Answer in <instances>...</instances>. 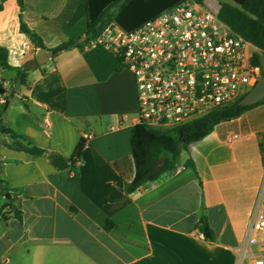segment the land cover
Returning a JSON list of instances; mask_svg holds the SVG:
<instances>
[{"label": "crops", "instance_id": "1", "mask_svg": "<svg viewBox=\"0 0 264 264\" xmlns=\"http://www.w3.org/2000/svg\"><path fill=\"white\" fill-rule=\"evenodd\" d=\"M87 1L23 0L22 10L18 0H0V47L13 67L0 65V123L15 135H0L10 188L0 195V264H236L260 202L264 103L219 124L175 171L128 195L134 74L92 41L24 68L43 49L21 33L20 16L49 51L86 41ZM232 135L239 139L229 142ZM189 159L196 171L185 167ZM203 201L214 242L196 228Z\"/></svg>", "mask_w": 264, "mask_h": 264}, {"label": "built area", "instance_id": "2", "mask_svg": "<svg viewBox=\"0 0 264 264\" xmlns=\"http://www.w3.org/2000/svg\"><path fill=\"white\" fill-rule=\"evenodd\" d=\"M220 9L217 0H183L133 31L112 20L92 40L134 74L135 125L185 126L241 101L263 78L254 63L258 48L220 19ZM260 138L264 143V133ZM236 264H264V177Z\"/></svg>", "mask_w": 264, "mask_h": 264}, {"label": "trees", "instance_id": "3", "mask_svg": "<svg viewBox=\"0 0 264 264\" xmlns=\"http://www.w3.org/2000/svg\"><path fill=\"white\" fill-rule=\"evenodd\" d=\"M182 1L88 0L86 41L83 43L69 41L49 51L53 53L54 59L64 51L73 48H83L85 44L96 39L112 20H115L124 29L133 31L148 20L158 16L164 10L176 6ZM194 1L202 3L204 0ZM18 3L23 10L25 8L23 0H18ZM116 7H118V11L114 14L112 10ZM219 17L235 32L258 48L259 52L255 56L254 63L260 66L261 58L264 56V0H229V2L221 4ZM20 31L28 36L38 48L46 49L41 36L23 21L22 16H20ZM0 65L6 69H13L8 63V50L2 47H0ZM17 70L20 77L22 69L19 68ZM261 103H264V100L255 105L243 106L239 101L185 126L169 131L156 130L144 124H136L131 130L129 139L135 163V178L132 183L126 185V193L130 195L147 184L159 180L165 173L175 171L179 165V157L184 151H189L191 144L205 139L219 124L235 120ZM2 134L15 136L7 125L0 123V135ZM85 146L86 141L82 140L75 151L72 165L79 160ZM185 167L193 168L196 171L195 164L191 159L185 162ZM9 192L10 188L1 178L0 171V195ZM7 206H12L11 201L8 202ZM17 216L21 219L20 215L17 214ZM102 226L104 229H109L108 222H105ZM196 228L206 241H215V236L209 226L204 201L201 217Z\"/></svg>", "mask_w": 264, "mask_h": 264}, {"label": "water", "instance_id": "4", "mask_svg": "<svg viewBox=\"0 0 264 264\" xmlns=\"http://www.w3.org/2000/svg\"><path fill=\"white\" fill-rule=\"evenodd\" d=\"M53 57V53L46 49L41 50L38 54L36 60L29 62L25 65V69H35L40 65H44L50 58ZM261 68L264 73V56L261 58L260 62ZM2 93L3 89L0 90ZM264 100V77L257 83V85L240 101L243 106L255 105ZM8 102H6V105ZM9 197V196H8Z\"/></svg>", "mask_w": 264, "mask_h": 264}, {"label": "rangeland", "instance_id": "5", "mask_svg": "<svg viewBox=\"0 0 264 264\" xmlns=\"http://www.w3.org/2000/svg\"><path fill=\"white\" fill-rule=\"evenodd\" d=\"M217 1H219L221 4L229 2V0H217Z\"/></svg>", "mask_w": 264, "mask_h": 264}]
</instances>
